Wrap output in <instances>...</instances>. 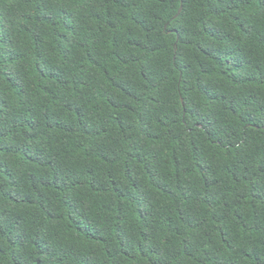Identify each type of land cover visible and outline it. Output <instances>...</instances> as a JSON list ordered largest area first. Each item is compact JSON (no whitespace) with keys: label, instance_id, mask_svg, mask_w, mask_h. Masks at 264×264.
Masks as SVG:
<instances>
[{"label":"trees","instance_id":"obj_1","mask_svg":"<svg viewBox=\"0 0 264 264\" xmlns=\"http://www.w3.org/2000/svg\"><path fill=\"white\" fill-rule=\"evenodd\" d=\"M0 264H264V0H0Z\"/></svg>","mask_w":264,"mask_h":264}]
</instances>
